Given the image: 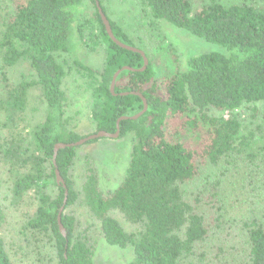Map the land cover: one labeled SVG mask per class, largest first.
<instances>
[{
	"label": "trees",
	"instance_id": "obj_1",
	"mask_svg": "<svg viewBox=\"0 0 264 264\" xmlns=\"http://www.w3.org/2000/svg\"><path fill=\"white\" fill-rule=\"evenodd\" d=\"M90 1L94 23L80 21L83 0H7L0 12V166L13 199L28 208L21 224L23 237L33 241L37 254L31 260L11 252L0 208V264H94L91 238L78 230L71 211L77 205L86 207L108 245L132 249L129 264H215L224 253L223 241L217 240L221 235L229 240L231 234L221 225L227 223V206L233 210L235 199L228 194L226 180L227 167H238L236 158L241 157L251 175L250 187L264 201V190L258 193V182L263 180L259 176L264 174V135L257 134L264 133V4L228 6L212 1L195 9L191 0H136V23L144 20L143 25L156 32L155 21L164 20L223 50L188 58L181 70L178 58L162 52L164 39L156 32L155 42L137 48L148 59L147 68L139 71L142 56L112 42L96 1L116 39L135 47L128 35L109 18L100 0ZM99 43L104 45L105 62L97 75L71 56L77 45L87 49ZM65 54L72 59L69 67L89 81L95 133L113 134L119 118L143 109L142 99L132 92L147 102L146 112L137 120L120 122L117 139L132 134L133 141L122 181L113 190H100L89 161L77 188L76 146L60 149L53 162L56 144L86 137L66 129L62 90L66 60L58 61ZM161 56L160 63L156 58ZM21 61L28 63L35 79L11 83L9 70ZM125 66L134 71L120 73L112 94V76ZM34 86L46 110L42 123L27 128L23 114ZM247 108L252 120H261L246 133L241 111ZM221 165L225 170L216 172ZM204 169L220 174L216 187L189 201L188 185ZM56 170L63 184L57 183ZM62 207L66 237L57 222ZM251 213L241 227L247 264H264V214ZM215 232L216 244L211 243Z\"/></svg>",
	"mask_w": 264,
	"mask_h": 264
},
{
	"label": "rangeland",
	"instance_id": "obj_2",
	"mask_svg": "<svg viewBox=\"0 0 264 264\" xmlns=\"http://www.w3.org/2000/svg\"><path fill=\"white\" fill-rule=\"evenodd\" d=\"M215 1L223 5H235L241 3H250L254 5L264 4V0H191L195 9ZM84 8L80 21H88L94 23L93 17L94 6L90 0H83ZM101 4L106 8L107 15L111 20L118 24L128 35L135 48L141 47L143 44L151 45L155 42V33L159 32L164 40L162 44V52H168L172 57L178 58L181 70L185 68L188 58L198 56L203 53L221 52L223 51L219 45L207 42L198 38L186 30L176 28L164 20L155 21L158 26L155 32L151 26L138 24L135 22L139 15V6L136 0H100ZM7 0H0V12L6 9ZM146 22V21H145ZM154 23V24H155ZM95 32V31H94ZM72 56L80 61L84 66L95 72L97 75L102 73L105 62V49L102 43L94 47L83 49L77 45ZM160 52H156L158 55ZM166 56V55H165ZM161 63V57H157ZM66 65L64 68L65 76L63 78L62 90L65 95L64 102V120L66 129L78 133L81 136H88L95 133L94 123L91 118L92 111V89L86 77L79 75L74 69H71L70 56L66 55L58 58L60 64ZM75 68V67H74ZM159 68V65H158ZM157 68V69H158ZM76 69V68H75ZM8 79L11 83H18L22 80L32 81L35 79L34 73L28 63L21 61L14 68L9 70ZM46 106L42 101L40 91L37 87H32L28 92V100L25 112L23 114V125L27 128L42 123L44 119ZM244 131L255 130L258 120H252L247 110L241 111ZM3 117L0 115V125ZM2 128L0 133H2ZM257 134L264 135L263 132ZM132 134H127L120 139H99L92 144H83L76 147V159L73 166V176L78 189L82 183V177L86 171V161L91 162L98 176V186L101 191L113 190L122 181L132 147ZM235 158V157H232ZM230 158L229 160H231ZM241 157L236 158L235 162L238 167L228 166L230 170L228 176L227 187L228 194L234 197L232 203L233 210L225 211L224 219L226 224L221 225L224 229H230V238L226 240V236L221 235L217 241H223L222 247L224 253L221 254L215 264H247V240L244 237L243 221L250 219L252 213L260 217L264 214V201L261 200L251 186L250 173L245 170L241 164ZM256 164V163H255ZM262 167V166H261ZM253 169V168H252ZM215 170V169H214ZM225 170V166L221 165L215 171L220 173ZM218 173H209L207 169L202 170V175L194 182L188 185L190 192L188 200L192 201L196 194L200 191H212L216 187V180L219 179ZM261 179L258 182V193L262 194L264 190V174H260ZM0 208L5 214V224L2 227L4 236L11 243L9 249L12 253H17L23 259L36 260L37 254L31 239L24 240L22 223L27 219V206L13 199L8 189L4 171L0 166ZM74 211L78 221V230L88 234L94 247V264H129L133 260V252L131 248H119L108 245L98 230V223L93 220L84 206L77 205L71 208ZM242 212L237 217H233L235 212ZM227 213V214H226ZM251 215H250V214ZM119 219V218H117ZM121 221V219H119ZM122 222V221H121ZM125 229H130L128 225L123 223ZM217 233L211 237V243L216 244Z\"/></svg>",
	"mask_w": 264,
	"mask_h": 264
},
{
	"label": "water",
	"instance_id": "obj_3",
	"mask_svg": "<svg viewBox=\"0 0 264 264\" xmlns=\"http://www.w3.org/2000/svg\"><path fill=\"white\" fill-rule=\"evenodd\" d=\"M96 6H97L98 13L100 15V18L102 20V23H103V25L105 27L106 33L109 36V38L112 40V42H114L120 48H123V49L128 50V51H132V52H135V53H139L142 56L143 61H144V64H143L142 68L139 71H144L147 68V66H148V59L146 58L145 53L143 51L135 48V47L129 46L127 44H124V43L120 42L118 39H116V37L114 36V34L112 32L109 20L107 19L106 15L104 14V12H103V10H102V8H101V6H100L98 1H96ZM126 70L134 71V69L125 66V67L117 70L113 74L112 80H111V83H110V91H111L112 94H114L115 83H116V80H117L118 76L120 75V73L122 71H126ZM131 94L132 95H137L138 97H140L142 99L143 109L139 113H137V114H135L133 116H130V117H121V118H119V120H117V123H116V132L113 133V134H110V133H107V132H104V131H98V132H96L94 134L86 136L85 138H83V139H81L78 142L73 143V144H63V143L56 144L55 148H54V156H53L54 164H55V161H56L57 153H58V151L60 149H65V148H68V147H75V146L77 147V146L83 145L84 143H86L88 141L95 140V139H103V138L117 139L119 137V134H120V122L121 121H125V120H137L139 117H141L146 112L147 107H148L145 98L141 94L134 93V92H132ZM122 95H128V93H122ZM55 174H56L57 183L58 184H63V180H62L58 170H56ZM66 194H67V192L65 193V195ZM65 202H66V198H65ZM65 202H64V204H65ZM62 211H63V207L60 209V212L58 214L57 222H58L60 233L64 237H66L65 229H64V227L61 224V213H62Z\"/></svg>",
	"mask_w": 264,
	"mask_h": 264
}]
</instances>
